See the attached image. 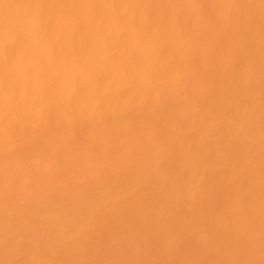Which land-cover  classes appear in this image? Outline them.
Listing matches in <instances>:
<instances>
[{"label": "bare ground", "instance_id": "bare-ground-1", "mask_svg": "<svg viewBox=\"0 0 264 264\" xmlns=\"http://www.w3.org/2000/svg\"><path fill=\"white\" fill-rule=\"evenodd\" d=\"M0 264H264V0H0Z\"/></svg>", "mask_w": 264, "mask_h": 264}]
</instances>
